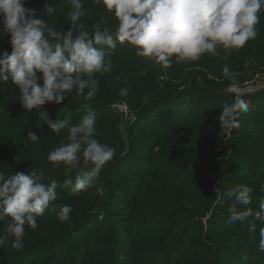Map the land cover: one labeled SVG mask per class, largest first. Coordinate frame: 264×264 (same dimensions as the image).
<instances>
[{
  "label": "trees",
  "instance_id": "16d2710c",
  "mask_svg": "<svg viewBox=\"0 0 264 264\" xmlns=\"http://www.w3.org/2000/svg\"><path fill=\"white\" fill-rule=\"evenodd\" d=\"M48 2L55 11L52 15L43 12L46 0H26L25 6L55 23L57 30H67L68 0ZM83 10L82 22L89 30L101 16L113 29L118 24L103 0H84ZM256 27V38L227 56L218 48L198 61L174 62L169 68L137 56L127 43H118L111 52L113 71L99 77V90L91 101L96 138L115 147L116 155L92 187L79 194L72 193V185H64L69 176L74 183L77 170L66 175L63 164L57 167L47 160L54 146L67 142V130L59 135L52 132L39 119V112H46L52 121L70 118L77 124L86 114L81 110L83 98L73 92L60 105L45 104L39 111H28L19 101L18 87L11 80L0 82V172L7 178L17 172L43 170L44 183L54 179L58 184V197L50 209L59 211L65 204L72 207L67 221H60L49 209L37 217L35 230L25 226L23 248L13 249L10 243L0 246V264H66L63 255L57 258L51 252L75 238L97 214L102 215L98 220L102 223L96 230L94 224L83 236L82 255L72 264H230L225 262L227 256L236 259L232 264H264V252L259 250L264 222L254 221L252 232L247 221L236 222L227 230L224 224L229 222L219 220L220 213L227 210L220 206L232 201L216 194L208 178L216 171V162L219 174L212 178L219 188H229L218 181L248 179L233 166V160L245 161L251 172L249 181L258 188L253 189L248 207L258 210L264 196V90L230 92L232 80L223 75V68L229 66L235 74V87L242 88L248 81L240 73L249 60L251 74L264 75V12ZM9 39L0 38V54L11 52ZM122 87H128L127 96L119 94ZM236 95L247 102L248 110L238 117L239 127L225 134L219 116L223 105ZM120 104L128 107V122L118 110ZM28 131L39 140L31 141ZM158 147L163 162L153 161ZM184 170L194 171L186 176ZM201 171L204 174L195 177ZM177 178H183L180 184ZM202 216H206L204 223ZM9 220L0 221V234ZM118 230L125 235L118 236ZM125 246L131 256L120 253ZM238 249L247 256H236ZM119 257L127 261H119Z\"/></svg>",
  "mask_w": 264,
  "mask_h": 264
},
{
  "label": "clouds",
  "instance_id": "9594fccd",
  "mask_svg": "<svg viewBox=\"0 0 264 264\" xmlns=\"http://www.w3.org/2000/svg\"><path fill=\"white\" fill-rule=\"evenodd\" d=\"M68 2L70 26L57 30L55 23L26 8V0H0V38L9 37L11 46L10 53L0 54V82L11 80L18 87L19 101L28 111H39L45 104L60 105L73 92L85 101L81 110L86 114L77 124L70 118L52 121L46 112H39V119L52 132L59 135L67 130V142L54 146L47 160L57 167L63 164L66 175L77 170L74 183L71 176L64 181L65 186L72 185L73 194L92 187L116 155L115 147L96 138L91 101L99 90V77L113 71L111 52L118 43L129 44L137 56L163 68L174 62L198 61L205 54H215L218 48L227 56L256 38V26L264 12V0H103L118 24L113 29L101 16L89 30L82 22L84 0ZM43 12H55L48 0ZM223 75L236 86L229 66L225 65ZM124 83L127 85V80ZM128 91V87H122L119 94L127 96ZM247 110V102L236 95L223 105L219 118L226 127L238 128V117ZM27 136L33 142L39 140L33 131ZM44 176L43 170L17 172L7 178L0 172V221L10 218L4 234H0V246L10 243L13 249H22L25 226L35 230L37 217L57 200V181L46 184ZM252 191L243 184L216 189V194L232 201L228 222L247 221L250 232L256 229L254 221L264 222V199L258 210L248 207ZM50 210L63 222L70 219L72 207L65 204L59 211ZM259 235V250L264 252V227Z\"/></svg>",
  "mask_w": 264,
  "mask_h": 264
},
{
  "label": "rangeland",
  "instance_id": "374dc122",
  "mask_svg": "<svg viewBox=\"0 0 264 264\" xmlns=\"http://www.w3.org/2000/svg\"><path fill=\"white\" fill-rule=\"evenodd\" d=\"M251 65H252V61L249 60V62H247V64L245 65V69H243V71L240 73L241 75H243L245 78H247V81L243 86L242 88H236V87H233L231 88L230 92H234L236 94H244V93H248L250 91H260V90H264V75H255L253 76V74H251ZM253 76V77H252ZM249 79V80H248ZM245 90L244 93H240V91L242 90ZM120 105H124V104H120ZM119 105V106H120ZM125 106V105H124ZM126 111L124 110H119V112L123 115V119L125 120V122H128L129 121V113H128V107L126 106ZM123 129H125V126H123ZM231 131V128L230 127H226L225 126V129H224V133L225 134H229ZM153 158V161L154 162H163L164 160V154H163V151L160 147L156 148L155 151H154V155L152 156ZM221 160V159H219ZM216 165L217 163L215 162L214 164V169L216 170L213 174H210V176L208 178H210L211 180V183L213 184L212 185V190L216 192V189L219 188L218 184H217V181L213 180V176H216L219 174V170H217L216 168ZM233 166L235 167V171H238L237 174L240 173V175H244V176H247L249 177L248 179L246 180H233L231 181L230 183H224L223 181H218L219 184L221 185H228L230 187H234V186H237V185H240V184H243V185H247L248 187H251L252 190L255 189V190H258L257 186L250 182V176H251V172L247 170V164L245 161H242L241 159H237V160H233ZM155 167V168H154ZM219 167V166H218ZM158 169V166H152V169ZM194 170L190 171V172H187L186 170H184V173H186L185 175L187 176L189 173L193 172ZM197 171V170H196ZM204 173L201 171V172H196L195 173V177H198V176H201L203 175ZM185 176V177H186ZM254 177V176H253ZM235 178V177H234ZM262 178H264V173L262 175ZM183 178H177L176 179V183L177 184H180L181 181H182ZM216 179V177H215ZM215 181V182H214ZM263 188H264V181L261 182ZM122 197V196H120ZM261 199H264V196H262ZM260 199V200H261ZM259 200V201H260ZM200 205V204H199ZM198 204H196V207H199ZM257 204H255L256 206ZM230 205L226 204V203H223L220 207H224V209H226V213L222 212L220 213L222 218L219 219L220 221H228V217H229V213H228V207ZM254 210H257V207H254ZM103 217L101 214H97L95 216V219L91 220L90 222H88L85 227L82 229V232L79 233V234H76L75 235V238H70L69 240H67L65 243H63L62 245H60L58 248H55L51 253L52 254H57V258L60 257V255H63L62 256V260H66V264H72L73 262L75 263V261L78 259L79 255H82L81 251H79V249H83V244H82V239H83V236H85V234L89 231V229L94 225V229L96 230V228H98L100 226V224L102 223V221H98V220H102ZM202 222L204 223V221L206 220V216H202ZM224 225H228L226 226V229H231L233 228L232 225L234 224H224ZM230 232V231H229ZM117 234L118 236H124L125 234H123L121 231H117ZM259 238V237H258ZM245 240H248V239H245ZM79 241V242H78ZM235 248H238V245L235 244ZM241 248V247H240ZM62 253V254H61ZM120 253H124L123 255H130L132 254V252L129 250V246H125L124 247V252H120ZM68 254V256H67ZM121 255V254H120ZM236 256H239V257H243V256H247L245 252H242L240 251V249H238V251L235 253ZM251 255V253H250ZM227 258H225V262L226 263H230L232 264L233 262L236 261V259H234L233 257L231 256H227ZM119 261H127V259L125 257H119ZM123 262H120V263H123Z\"/></svg>",
  "mask_w": 264,
  "mask_h": 264
},
{
  "label": "built area",
  "instance_id": "2783aa9c",
  "mask_svg": "<svg viewBox=\"0 0 264 264\" xmlns=\"http://www.w3.org/2000/svg\"><path fill=\"white\" fill-rule=\"evenodd\" d=\"M118 108H119V110L121 111V110H124V111H126V106H124V105H120V106H118Z\"/></svg>",
  "mask_w": 264,
  "mask_h": 264
},
{
  "label": "water",
  "instance_id": "95a60500",
  "mask_svg": "<svg viewBox=\"0 0 264 264\" xmlns=\"http://www.w3.org/2000/svg\"><path fill=\"white\" fill-rule=\"evenodd\" d=\"M244 91H245V90L243 89L242 91H240V93H244Z\"/></svg>",
  "mask_w": 264,
  "mask_h": 264
}]
</instances>
